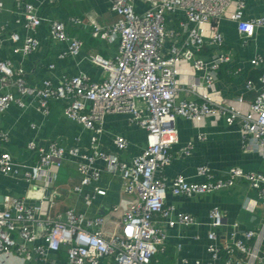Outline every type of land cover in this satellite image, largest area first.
Masks as SVG:
<instances>
[{
  "label": "built area",
  "instance_id": "built-area-1",
  "mask_svg": "<svg viewBox=\"0 0 264 264\" xmlns=\"http://www.w3.org/2000/svg\"><path fill=\"white\" fill-rule=\"evenodd\" d=\"M136 1L144 2L147 9L138 13ZM15 2L18 9L23 10L28 30L36 31L46 21L52 40L67 43L71 55L80 53L83 42L67 34L65 22L45 19L26 0ZM244 7L245 0H113L111 10L117 15L116 21L105 27L94 23L93 31L101 37L118 36L120 47L114 59L99 54L89 56V60L104 72L98 80L87 74L67 75L56 84L46 79L42 86H32L20 68L16 69L11 60L0 57V113L13 103L24 105L22 99L12 93L16 88L22 95L36 98L43 113H47L51 101H60L68 118L95 132L91 137V151L85 154L76 147L65 148L57 143H51L48 150L29 143L28 148L37 156L31 166L17 162L9 151L0 150L3 174H22L33 186L42 182L39 186L41 197L34 205H29L25 197L3 196L0 264L5 261L28 264L32 258L37 264H149L155 254L167 248L168 234L159 225V219L170 227L176 223L185 226L200 223L186 212H179L175 217V207L166 201L169 191L174 195H193L233 188L239 183L247 184L256 193L254 198L247 199L244 207L255 213L260 209V223L245 229L233 223L227 232L223 230L228 226L225 212L212 207L207 223V250L212 259L206 264H264L263 172L233 167L216 174L201 166L198 169L203 177L201 181L177 175L167 182L162 175L163 168L172 160L170 150L177 142L179 115L197 121L210 115H224L228 122L241 118L245 149L258 151L264 157V72L259 77L262 90L248 111L218 101L216 93L208 90L213 87L220 67L234 60L217 22L223 17L237 21L244 44L255 27H264V16L245 19ZM10 38L15 42L19 40L17 33H12ZM38 43L34 35H29L21 50L30 53ZM206 49L212 52L210 60L203 56ZM183 62L196 72H204L207 90L200 92L197 84L186 88L180 83L178 70ZM252 64L264 69V52L257 53ZM181 90L196 93L197 98L181 99ZM108 113H127L133 123L148 131V145L131 163L100 148L102 125ZM9 139V133L1 130L0 141L6 143ZM114 143L119 151L129 146L128 140L121 135L115 136ZM183 153L189 154L188 150ZM71 158H78L81 177L73 191L83 194L87 208L93 206L96 195L105 194L99 186L104 170L120 176L122 190L130 198L110 210L111 214H121L114 229L106 228L110 214L98 211L91 214L75 207L63 212L52 211L58 193L56 190L50 196L47 193L56 177L53 169L62 167ZM98 160L105 162V169L97 166ZM88 187H92L89 192L86 191ZM179 264L204 263L200 260L190 263L182 258Z\"/></svg>",
  "mask_w": 264,
  "mask_h": 264
},
{
  "label": "crops",
  "instance_id": "crops-1",
  "mask_svg": "<svg viewBox=\"0 0 264 264\" xmlns=\"http://www.w3.org/2000/svg\"><path fill=\"white\" fill-rule=\"evenodd\" d=\"M45 19H58L66 23V32L70 37H77L83 42L78 55L69 54L68 44L54 41L49 37V25L45 21L36 31L26 28L23 10H19L15 0H0V57L12 61L16 69H21L24 78L32 86H42L43 81L50 79L58 83L64 76L87 74L98 80L104 76L101 67L89 60V56L99 54L106 59H114L120 47L118 36L101 37L93 31L94 23L105 27L117 19L111 10L113 0H26ZM138 13L147 9L142 1H136ZM264 16V0H245L244 18L253 19ZM78 20L79 22L74 21ZM171 22V21H170ZM172 22L169 24L171 26ZM226 42V48L232 52L235 68L231 76H219L214 80L213 87L207 85L204 72H196L188 63H180L178 79L186 88L197 84L198 91L209 88L215 92L216 98L222 103L234 104L243 111H248L257 93L262 90L259 82L261 68L252 64L257 53L264 52V27H255L248 37V42H242V34L237 21L223 17L218 22ZM17 33L18 41L10 38ZM34 35L39 43L30 53H24L21 47L27 36ZM15 48L19 50L16 51ZM212 52H204L203 56L211 59ZM53 65V67H50ZM197 91V92H198ZM15 97L21 98L24 105L13 103L3 113H0V131H7L10 139L6 143L0 141V150L9 151L15 160L27 166L36 161V153L28 148L34 142L37 148L48 150L51 143L62 147H76L80 153L91 151V137L95 135L93 129L85 124L68 118L63 111L60 101H51L47 113H43L39 103L32 95H22L16 88L12 89ZM199 93V92H198ZM180 98L193 99L197 94L188 90L180 91ZM241 100L238 103V100ZM103 132L100 135V148L111 154H116L121 160L131 163L148 145V131L130 120L127 113H108L104 117ZM178 132L177 142L173 144L170 153L171 162L163 168L162 175L170 182L175 176L182 175L190 181H201L198 174L201 166H206L214 173L220 174L233 167H240L245 171H261L264 173V157L260 152L245 149L243 141V125L241 118L228 122L226 116H207L201 121L179 115L176 119ZM116 135L125 137L129 146L119 151L114 143ZM188 150L189 154L183 153ZM78 158H71L60 168H54L56 177L48 188L49 196L58 191L53 207L54 212H63L70 207L79 211L95 213L96 211L111 215L106 228L112 230L120 213H112L113 206L119 205L130 197L122 190V180L104 170L99 182L105 194L96 195L93 206L87 208L83 194L73 191V187L80 182L77 169ZM97 166L105 169L104 161L98 160ZM39 182L36 186L29 185L22 174L5 175L0 171V207L5 195L25 197L29 205L38 203L42 190ZM92 187L86 189L91 191ZM256 193L245 183H239L233 188H219L208 193H194L193 195H174L167 193V203L175 207V217L179 212L190 213L200 222L185 226L176 223L174 227L158 220L159 225L166 229L168 243L164 264H179L182 258L190 263L200 260L206 264L211 261V254L207 250V232L210 221L209 210L218 207L227 216V224L223 230L229 231L233 223H239V228L256 227L260 223V209L255 211L244 207L248 198H254ZM109 208V210H108ZM102 209V210H99ZM242 238V235H238ZM21 262V261H20ZM28 264H37L32 258ZM4 264H19L5 261Z\"/></svg>",
  "mask_w": 264,
  "mask_h": 264
},
{
  "label": "trees",
  "instance_id": "trees-1",
  "mask_svg": "<svg viewBox=\"0 0 264 264\" xmlns=\"http://www.w3.org/2000/svg\"><path fill=\"white\" fill-rule=\"evenodd\" d=\"M210 49H206L204 50V52H209ZM234 70L235 68L232 66V63H225L220 67L219 70V76H231L232 74H234ZM261 74L264 72V69H261ZM167 249V248H166ZM262 250L264 251V243L262 245ZM164 254H166V252H158L157 254H155L149 261V264H164ZM64 253H62V256L64 257Z\"/></svg>",
  "mask_w": 264,
  "mask_h": 264
},
{
  "label": "rangeland",
  "instance_id": "rangeland-1",
  "mask_svg": "<svg viewBox=\"0 0 264 264\" xmlns=\"http://www.w3.org/2000/svg\"><path fill=\"white\" fill-rule=\"evenodd\" d=\"M250 226V228H251V225H249Z\"/></svg>",
  "mask_w": 264,
  "mask_h": 264
}]
</instances>
